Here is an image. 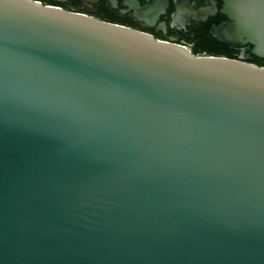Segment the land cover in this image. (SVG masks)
<instances>
[{"label":"water","instance_id":"obj_1","mask_svg":"<svg viewBox=\"0 0 264 264\" xmlns=\"http://www.w3.org/2000/svg\"><path fill=\"white\" fill-rule=\"evenodd\" d=\"M214 36L264 58V0ZM0 0V264H264V65Z\"/></svg>","mask_w":264,"mask_h":264},{"label":"flooded vegetation","instance_id":"obj_2","mask_svg":"<svg viewBox=\"0 0 264 264\" xmlns=\"http://www.w3.org/2000/svg\"><path fill=\"white\" fill-rule=\"evenodd\" d=\"M43 1L127 25L155 38L185 44L192 49L202 34L209 32L214 35V31L229 20L221 12L224 0ZM246 45H240L237 56L242 52L249 54Z\"/></svg>","mask_w":264,"mask_h":264},{"label":"trees","instance_id":"obj_3","mask_svg":"<svg viewBox=\"0 0 264 264\" xmlns=\"http://www.w3.org/2000/svg\"><path fill=\"white\" fill-rule=\"evenodd\" d=\"M43 3L51 4L49 2L40 0ZM248 47V61L254 62L259 65H264V58L257 57L250 53L251 45L247 44ZM240 45H233L228 42L218 40L212 33L202 34L201 37L196 41L195 46L193 47V51L195 53L206 52L209 54H217V55H225L228 57H237V53L239 51Z\"/></svg>","mask_w":264,"mask_h":264},{"label":"rangeland","instance_id":"obj_4","mask_svg":"<svg viewBox=\"0 0 264 264\" xmlns=\"http://www.w3.org/2000/svg\"><path fill=\"white\" fill-rule=\"evenodd\" d=\"M47 2V1H46Z\"/></svg>","mask_w":264,"mask_h":264}]
</instances>
